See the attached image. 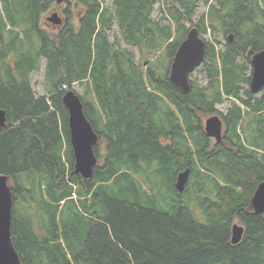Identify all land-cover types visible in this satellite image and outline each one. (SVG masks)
<instances>
[{
    "label": "trees",
    "instance_id": "trees-1",
    "mask_svg": "<svg viewBox=\"0 0 264 264\" xmlns=\"http://www.w3.org/2000/svg\"><path fill=\"white\" fill-rule=\"evenodd\" d=\"M67 1L52 29L43 18L63 0H0V173L21 264H264V221L245 211L264 179V87L248 86L251 56L264 49V0ZM198 3L200 35L225 40L205 41L207 81L189 79L183 93L169 68ZM42 60L47 95L36 96ZM74 83L98 136L88 179L74 172L62 102ZM214 114L219 141L203 128ZM234 222L244 226L237 243Z\"/></svg>",
    "mask_w": 264,
    "mask_h": 264
},
{
    "label": "water",
    "instance_id": "water-1",
    "mask_svg": "<svg viewBox=\"0 0 264 264\" xmlns=\"http://www.w3.org/2000/svg\"><path fill=\"white\" fill-rule=\"evenodd\" d=\"M46 20L53 25H59L62 18L57 12H51ZM206 42L196 26H190L186 36L179 43L169 68V80L187 93L190 88L189 75L203 62ZM251 74L249 89L258 93L264 87V49L251 56ZM62 102L68 111L69 142L74 158V172L83 178H90L97 158L93 146L98 140L84 115L79 95L66 88L62 94ZM5 112L0 108V127H5ZM203 128L207 136L219 141L222 136L223 122L219 115L214 114L204 119ZM188 168L180 171L176 177L175 187L182 192L187 182ZM11 206L12 191L8 177L0 173V264H21L19 256L11 240ZM248 214H261L264 221V179L255 187L245 208ZM244 226L234 222L231 227V242L240 241Z\"/></svg>",
    "mask_w": 264,
    "mask_h": 264
},
{
    "label": "rangeland",
    "instance_id": "rangeland-1",
    "mask_svg": "<svg viewBox=\"0 0 264 264\" xmlns=\"http://www.w3.org/2000/svg\"><path fill=\"white\" fill-rule=\"evenodd\" d=\"M105 5L110 6L113 9V7L110 5L109 0H106ZM57 10L58 9H56V8H52L50 10V13L51 12H55ZM205 11H206V7L202 3H198L197 9H196L195 14L193 16V20L194 21L193 22H186L185 23L186 27L189 28L190 26H194L195 20H197L199 18V16ZM50 13L47 14V16L50 15ZM152 17L155 20H159L160 19V14L158 12L157 7L155 8V10L153 12ZM43 24H44V26H46L48 28H52V29L56 28L53 24L45 21L44 18H43ZM114 33H118L117 25H114L112 31L110 32L109 39L111 41L114 39ZM201 36L204 38L205 41H208V40L213 41L214 39H216V40H218V43L221 42V43H219L218 48L221 47V44L225 40L224 36L221 33L212 34V32L209 31V29H207V31L205 33L201 34ZM121 44L124 47H127L128 49H131L135 53V58H136V61L138 63H143L145 61L143 58H141L140 53H139V51L136 48L131 47V46H127V45H125L122 42H121ZM43 69H44V60L41 61L40 69L37 72H34V73L31 74L30 84H31L33 92L35 93L36 96L45 95V94L47 95V92H46V90L44 88V85H43ZM189 79L191 81H196L200 85H204L206 83V81H207L201 66H198L189 75ZM71 88L77 94L83 95L84 87L82 85H80L78 83H74V84H72ZM229 106H230V100H225L222 103L217 104L216 108L218 109L219 112L225 113ZM203 122H204V120H203ZM100 151L101 152L103 151L102 148L100 149ZM8 184L10 185V182H8Z\"/></svg>",
    "mask_w": 264,
    "mask_h": 264
},
{
    "label": "flooded vegetation",
    "instance_id": "flooded-vegetation-1",
    "mask_svg": "<svg viewBox=\"0 0 264 264\" xmlns=\"http://www.w3.org/2000/svg\"><path fill=\"white\" fill-rule=\"evenodd\" d=\"M68 1L67 0H63V2H61L60 6L58 7V10L55 11L57 12V14L62 18V22L59 25H54L55 27L57 26H61L64 22H65V10L68 8ZM48 22V21H47ZM50 23V22H49ZM52 24V23H51Z\"/></svg>",
    "mask_w": 264,
    "mask_h": 264
}]
</instances>
